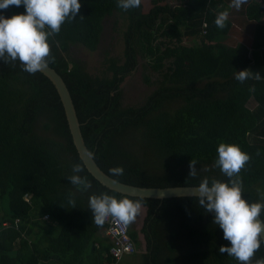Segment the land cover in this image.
<instances>
[{
  "label": "trees",
  "instance_id": "obj_1",
  "mask_svg": "<svg viewBox=\"0 0 264 264\" xmlns=\"http://www.w3.org/2000/svg\"><path fill=\"white\" fill-rule=\"evenodd\" d=\"M178 1L142 0L125 11L117 0H81L76 19L50 38L49 65L69 88L89 151L114 179L159 188L198 186L204 177L227 180L216 164L217 147L225 142L250 156L239 173L242 196L264 201V0H245L239 9L232 0ZM224 10L229 17L221 29L214 20ZM0 12L11 17L25 8ZM117 15L124 20L122 57L107 59L103 75L94 76L72 50H99L107 21ZM240 26L251 33L248 43L228 45ZM140 60L160 79L143 104L124 107L122 88ZM244 69L262 78L253 73L240 82L235 73ZM145 82L153 84L148 75ZM77 163L90 189L78 190L68 179ZM116 166H123V175L109 171ZM102 192L125 196L86 169L53 83L39 71H24L19 61L0 60V264H116L106 223L93 222L89 208V197ZM128 197L147 208L141 264H239L219 252L230 242L198 197ZM129 234L141 247L131 225ZM260 257L264 245L252 259Z\"/></svg>",
  "mask_w": 264,
  "mask_h": 264
},
{
  "label": "clouds",
  "instance_id": "obj_2",
  "mask_svg": "<svg viewBox=\"0 0 264 264\" xmlns=\"http://www.w3.org/2000/svg\"><path fill=\"white\" fill-rule=\"evenodd\" d=\"M245 0H232L231 6L239 9ZM142 0H117V5L127 11L139 8ZM12 5H23L25 12L7 17L0 12V60L19 61L26 72L35 74L48 67L51 59L50 38L61 31L66 21L75 20L80 13L81 0H0V10ZM229 11H220L214 20L217 27L223 29L228 21ZM250 69L236 71L235 78L244 82L253 75ZM261 79L259 73H254ZM217 166L227 180L204 177L195 188L198 203L207 212L214 214L213 220L223 230L228 245L219 248L220 253L234 257L239 264H264V257L253 261L254 254L264 245V201H248L242 196L243 181L239 176L241 169L250 160L248 153L238 144L221 142L217 147ZM190 176L197 174L194 161L190 162ZM82 164H74L73 174L68 177L78 190L92 187L91 181L79 173ZM109 171L116 176L124 174L123 166ZM73 205L75 201H70ZM74 208V207H73ZM92 220L103 225L111 216L124 224L134 221L141 211L142 200L128 196L117 197L108 192L93 194L89 197Z\"/></svg>",
  "mask_w": 264,
  "mask_h": 264
},
{
  "label": "rangeland",
  "instance_id": "obj_3",
  "mask_svg": "<svg viewBox=\"0 0 264 264\" xmlns=\"http://www.w3.org/2000/svg\"><path fill=\"white\" fill-rule=\"evenodd\" d=\"M172 5L179 3L178 0H170ZM7 17L8 14L4 13ZM123 18L119 19V15L110 18L107 21L102 44L97 51H89L81 46H78L72 50L74 58L78 59L85 66L86 70L94 76H102L104 71L107 69V59L110 57H122L123 54V39L122 31L124 29ZM264 22V21H263ZM239 29V30H238ZM238 32H232L226 43L230 46H235L237 43H248L251 38V33L247 30L246 26H240ZM243 35V38L242 36ZM248 39V40H247ZM186 44L191 45V41H185ZM263 53L264 50H261ZM264 54V53H263ZM262 54V55H263ZM264 56V55H263ZM263 58L259 55V60L253 61L252 69L256 71L261 70V63ZM145 75H148L153 84H147L145 82ZM158 73L148 72L144 69L143 61L140 60L138 68L132 73L131 77L126 81L122 88V105L124 107L137 106L143 104L145 99L153 92L157 82L159 81ZM250 108H255L256 103L254 100L249 102ZM8 200L3 202V208H8ZM147 214V208L142 205L141 211L138 213L136 219L129 223L131 227L139 232V241L141 247L137 248L136 255H126L121 260L117 261L116 264H141V257L139 256L145 251V240L140 230L143 227L144 219ZM106 236V233L104 232Z\"/></svg>",
  "mask_w": 264,
  "mask_h": 264
},
{
  "label": "water",
  "instance_id": "obj_4",
  "mask_svg": "<svg viewBox=\"0 0 264 264\" xmlns=\"http://www.w3.org/2000/svg\"><path fill=\"white\" fill-rule=\"evenodd\" d=\"M46 76L55 86L63 104L72 140L78 155L84 163L88 172L103 186L116 191L122 195L149 199H169L179 197H197L195 188L197 186H175V187H141L120 182L104 172L89 151L81 130V123L77 115L76 107L63 77L55 68L48 67L39 71ZM264 235V233H262Z\"/></svg>",
  "mask_w": 264,
  "mask_h": 264
},
{
  "label": "built area",
  "instance_id": "obj_5",
  "mask_svg": "<svg viewBox=\"0 0 264 264\" xmlns=\"http://www.w3.org/2000/svg\"><path fill=\"white\" fill-rule=\"evenodd\" d=\"M44 218L48 219L49 217L46 215ZM105 223V233L111 241L110 254L116 261L121 260L126 255L137 253L136 244L129 234V223L124 224L119 220H114L111 216L106 218ZM4 225L10 226L6 223Z\"/></svg>",
  "mask_w": 264,
  "mask_h": 264
},
{
  "label": "crops",
  "instance_id": "obj_6",
  "mask_svg": "<svg viewBox=\"0 0 264 264\" xmlns=\"http://www.w3.org/2000/svg\"><path fill=\"white\" fill-rule=\"evenodd\" d=\"M106 238H107V236H106Z\"/></svg>",
  "mask_w": 264,
  "mask_h": 264
}]
</instances>
